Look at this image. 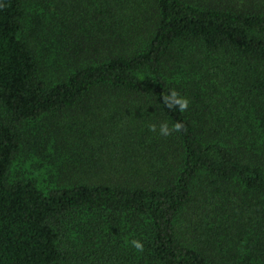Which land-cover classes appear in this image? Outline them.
Segmentation results:
<instances>
[{
    "label": "trees",
    "instance_id": "obj_1",
    "mask_svg": "<svg viewBox=\"0 0 264 264\" xmlns=\"http://www.w3.org/2000/svg\"><path fill=\"white\" fill-rule=\"evenodd\" d=\"M0 264H264V0H0Z\"/></svg>",
    "mask_w": 264,
    "mask_h": 264
},
{
    "label": "clouds",
    "instance_id": "obj_2",
    "mask_svg": "<svg viewBox=\"0 0 264 264\" xmlns=\"http://www.w3.org/2000/svg\"><path fill=\"white\" fill-rule=\"evenodd\" d=\"M161 102L164 104V107L171 110L176 108L178 112H185L189 107V100L181 96L175 89H169L167 94H161L160 97ZM149 131L156 132L157 128L155 124H150ZM184 124L181 121H176L171 124V127L167 122H161L159 125L158 134L160 136H170L172 133H179L184 130ZM131 247L135 249L137 252L144 251V245L140 240L132 239L129 241Z\"/></svg>",
    "mask_w": 264,
    "mask_h": 264
},
{
    "label": "rangeland",
    "instance_id": "obj_3",
    "mask_svg": "<svg viewBox=\"0 0 264 264\" xmlns=\"http://www.w3.org/2000/svg\"><path fill=\"white\" fill-rule=\"evenodd\" d=\"M117 103H119V102H116V101H114V100H112V106H114V105H117ZM126 104L123 102L120 106H122L123 107V110L125 111V108H126V106H125Z\"/></svg>",
    "mask_w": 264,
    "mask_h": 264
}]
</instances>
